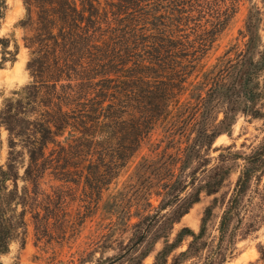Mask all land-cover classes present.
<instances>
[{
	"label": "trees",
	"instance_id": "1",
	"mask_svg": "<svg viewBox=\"0 0 264 264\" xmlns=\"http://www.w3.org/2000/svg\"><path fill=\"white\" fill-rule=\"evenodd\" d=\"M228 1L22 0L25 17L17 26L26 32L23 42L29 51L26 71L30 82L5 99L0 111V128L9 135L8 155L0 165V258L23 238L26 208L33 199L30 195L36 196L46 169L77 162L95 170L106 168L97 182L96 193L101 198L159 126L164 129L166 147L156 155L157 162L142 158L139 163L145 168L150 162L165 167L157 185L150 186L157 191L145 189L143 208L135 205L131 214L121 208L117 196H109L103 205V211L115 213L126 228L132 218L137 219L130 225L134 231L124 251H137L161 218L167 227L172 226L199 201L201 192L208 196L217 192L227 170L209 177L193 195L181 198L188 186L184 172L202 153L209 152L219 135L229 133L239 99L257 100L252 83L254 75L264 70V44L257 60L254 49L247 46L235 60H219L196 81L204 68L203 58L235 12L234 1L229 5ZM261 3L264 9V0ZM7 10V1L0 0V27ZM259 15L251 4L245 24L249 43ZM19 50L14 37H0V70L6 63H15ZM237 87L239 96L230 93ZM188 92L190 99L182 102ZM213 102L228 106L218 125H213L218 110ZM169 149L175 153H168ZM243 161L218 226L217 247L228 240L227 255L234 250V238L228 233L241 199L251 180L264 176V143ZM20 167L24 168L22 175ZM66 175L59 174L65 182ZM19 180L32 189L25 186L19 192ZM152 194L162 198L157 208L149 202ZM117 195L123 197L122 192ZM172 204L177 209L162 216ZM34 211L37 220L40 212ZM206 212L209 215L210 209ZM208 215L197 234L183 228L173 243L166 240L154 264H167L168 256L185 237L192 241L179 256L187 257L196 250L194 243L204 235ZM220 254H211L203 264L225 262L227 256L219 259ZM258 254V261L264 264V245L259 246ZM146 256L141 253L138 262Z\"/></svg>",
	"mask_w": 264,
	"mask_h": 264
},
{
	"label": "rangeland",
	"instance_id": "2",
	"mask_svg": "<svg viewBox=\"0 0 264 264\" xmlns=\"http://www.w3.org/2000/svg\"><path fill=\"white\" fill-rule=\"evenodd\" d=\"M6 1L8 10L1 23L0 37H14L20 50L15 63H6L0 70V111L5 99L13 97L12 93L30 82L26 71L29 51L23 42L26 32L17 26L25 17L23 2ZM233 1L235 12L203 58L201 65L204 68L196 81H200L203 73L217 66L219 60H235L240 53L245 52L247 46L254 49V60L258 59V53L264 44V9L261 0H230L228 5ZM251 4L259 11L260 22L249 43L245 24ZM202 23L204 24V21ZM218 70L216 67L215 73ZM252 85L258 93L257 100L248 103L239 99V109L234 113L229 133L219 135L209 152L202 153L201 158L194 160L184 172V183L187 182L188 186L181 198L193 195L197 188L203 187L204 183L210 180L209 177L221 174L222 170L228 171L225 180L216 193L208 196L201 192L199 201L172 226L167 227L161 218L150 228L145 242L137 251L128 253L124 251V246L129 243L134 231L130 225L137 219L132 218L126 228L121 221H117L115 213L103 211L108 197L117 196L115 198L121 208L131 214L135 205L143 208L145 189L151 193L157 191L156 187L150 186L157 185L158 176L164 173L165 167L160 163L154 166L152 162H157L156 155L166 147L163 142L164 129L159 126L152 133L150 142L142 145L117 179L104 187L101 198L96 193V188L100 174L105 173L106 168L95 170L88 167L87 163L77 162L70 167L54 166L46 169L36 196L30 195L33 199L28 202L29 206L26 208L24 236L10 245L9 252L0 258L2 264H154L155 257L165 241L173 243L180 230L188 228L196 234L199 232L203 218L208 215L207 208L210 209V214L205 221L204 235L194 243L196 250L192 249L187 257L179 256L188 250L192 241L191 237H185L168 256L167 264H203L215 252L221 253L219 259L227 256L225 262L219 264H261L258 261V248L264 245V176L251 180L249 189L239 204L237 216L230 224L228 236L234 238L232 255H227L228 240H225L220 248L217 247L220 218L227 208L244 165L243 158L251 155L264 143V70L254 75ZM230 93L239 96L240 90L237 87L233 91L230 90ZM189 99L188 92L181 100L184 102ZM217 106L218 110L214 114L217 115V120L213 125H218L228 108L226 104L219 103ZM8 136V131L1 127L0 165L5 163L8 155ZM168 153L174 154L175 151L169 149ZM230 153L237 156H231ZM142 158L152 161L149 167H139ZM179 167L178 164L175 169ZM23 171L24 168L20 167V175ZM62 173L67 174V182L61 180L59 174ZM140 174L144 176L141 180L138 178ZM87 180L91 184H88ZM147 181L152 184H147ZM25 186H28L29 190L32 189L31 185L18 181L19 192ZM119 192L123 193V197L117 195ZM161 199L154 194L149 196L153 208L159 206ZM167 208L161 212L162 216H169L177 209L174 204ZM34 210L40 212L37 220L33 218ZM141 253H146L147 256L138 262L137 258Z\"/></svg>",
	"mask_w": 264,
	"mask_h": 264
}]
</instances>
